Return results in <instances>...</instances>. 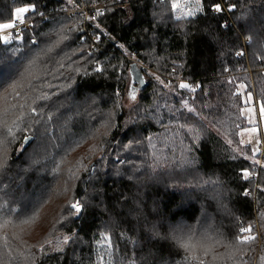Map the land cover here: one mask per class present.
<instances>
[{
    "label": "trees",
    "instance_id": "trees-1",
    "mask_svg": "<svg viewBox=\"0 0 264 264\" xmlns=\"http://www.w3.org/2000/svg\"><path fill=\"white\" fill-rule=\"evenodd\" d=\"M169 2L0 0V23H12L16 7H36L26 16L34 21L22 40L0 43V74L8 76L0 84V161L6 165L0 167V251L11 254L2 264H98L101 233L110 235L116 264L139 261L149 248L155 264H262L264 169L257 179L242 177L259 153L253 158L252 147L241 144L248 124L239 85L261 107L264 0H203V12L183 28L171 20ZM216 4L236 9L215 14ZM96 10L104 14L90 20ZM134 64L141 84L134 82ZM181 82L190 87L180 88ZM130 86L136 100L125 107ZM21 104L24 120L14 124ZM6 127L15 139L4 134ZM33 150L39 155H30ZM69 170L79 179H70ZM52 200L57 211L39 241L13 232ZM75 201L83 207L79 217L69 214ZM145 218L163 236L170 225L178 227L175 235L189 250L173 239L146 244ZM248 225L254 242L242 250L224 246L247 235L239 228ZM65 235L73 240L56 252Z\"/></svg>",
    "mask_w": 264,
    "mask_h": 264
},
{
    "label": "snow or ice",
    "instance_id": "snow-or-ice-1",
    "mask_svg": "<svg viewBox=\"0 0 264 264\" xmlns=\"http://www.w3.org/2000/svg\"><path fill=\"white\" fill-rule=\"evenodd\" d=\"M73 0H69V3H72ZM95 2V0H94ZM115 2V0H114ZM93 6H94V3H93ZM178 7V5L176 3H173L172 4V8L173 10H175L176 8ZM236 7V5H231L229 7V11H232L234 10ZM213 10L216 11V12H221L223 11V9L221 8V6L219 4H216V5H213ZM29 12H32V13H35L36 12V7L35 5H32V4H29V5H25V6H22V7H16L15 10H14V17H15V20L16 21H19L21 24H23L26 20V16L25 14L26 13H29ZM104 12L101 11V10H96L95 12V15L94 16H91L89 17L90 20H95L97 16H101L103 15ZM187 15L189 17H191L192 13L189 11L187 13ZM177 19H180V17H177ZM226 26V25H225ZM16 27V24L13 22V23H0V31H4V30H8V29H14ZM97 28H99V24L96 25ZM14 38L16 40H22V36L19 34V33H14ZM12 37H8V36H4V35H0V43H3V44H7L9 43V40L11 39ZM64 38L66 39V35L64 36ZM99 39V37H97V40ZM246 39H248L249 43L251 44L252 43V40H251V37H247ZM33 43H35V41H33ZM236 55L237 56H242L244 55L243 52H236ZM8 70H11V65H8L7 66ZM96 72H102L103 69L100 68V67H97L95 69ZM225 72L229 71L228 68H225L224 69ZM87 74V73H85ZM156 79L158 81H160V78L159 76L156 77ZM232 81H228V83H231ZM160 83H163V81H160ZM70 86V85H69ZM170 86V84L168 85ZM179 87L182 88V89H187L190 87V85H188L187 83H180L179 84ZM240 88H244L245 85L244 84H240L239 85ZM194 91V89H192ZM117 95H119L117 93ZM41 99H47V94H43L42 97H40ZM129 98L130 100L132 101H135L136 100V95H135V89H131L130 92H129ZM91 99V103L92 104H95L96 101L95 99L93 98H86L85 102L87 103L88 100ZM253 97H252V94L249 92L247 94V101H252ZM33 103H35V100L33 101ZM186 104V102H185ZM117 107H120L119 103L117 102ZM25 105L21 104L19 105V108H20V112H19V115H17L16 117V120L13 121V123L15 124L17 121H23L24 120V117H25V113L23 111ZM29 111H30V114L33 116V117H36L39 115V112L36 108L34 107H31L29 106ZM131 111H134V112H139V109L138 108H132ZM189 111H192V109H189ZM253 110L251 108L248 109V112L251 113ZM259 116L261 119H264V101H262L261 103V107L259 109ZM52 117L49 116L48 119H51ZM146 118V117H145ZM249 123H253L252 119L250 118L249 119ZM107 126V125H106ZM27 127V126H26ZM246 131H250L251 133H256L257 132V127L253 126L252 128L250 129H246ZM4 134L6 136H11L12 139H15V137L12 135V128L11 127H6L4 129ZM196 135L194 134L193 135V141H195L196 139ZM25 140L28 139V137H24ZM149 141H151V137H148L147 138ZM10 142V141H9ZM229 144H231V141L228 142ZM248 143H252L251 140L248 141ZM256 143L259 144L260 143V140H256ZM241 144H243V141H241ZM101 152H103V148L100 149ZM191 149H189L190 151ZM235 151V150H234ZM256 151H258V149L254 150L253 151V158L255 157L256 155ZM247 159V157H245ZM101 159H103V156H101ZM35 163H38L39 161L38 160H34ZM256 163H259V161H254ZM6 166L3 161H0V167H4ZM95 170V166H93V169L91 171H94ZM250 173L248 172V170H243L242 171V177L244 179H249L250 178ZM69 178L70 179H79L78 176L75 175V173H72L71 170H69ZM262 192H264V188H261L260 189ZM250 194L249 190H245L244 192V195L245 196H248ZM213 199H216L217 197L214 195L212 197ZM139 207V206H138ZM68 208L71 210V212L69 214H76L78 215L82 210H83V207H82V204L80 201H75L71 204L68 205ZM261 218L264 219V213H261ZM10 223V222H9ZM144 230H145V242L146 244H150L153 240H158V239H173L177 242V245L179 247H182L185 249V251L187 252L189 250V245L187 243H184V242H181V238L177 235H175V233L178 231V227L177 228H173L171 225L169 226V235L168 236H163L161 234V232L159 231V228L156 224H149L147 222V219L145 218V225H144ZM239 232L241 234H244V233H247V235H238L235 237V241L236 243L235 244H232V245H224L226 247H232L236 250H242L240 249V245H244V244H250L252 242H254L256 239H257V236L254 234V229L252 228L251 225H248L247 227H243L241 226L239 228ZM101 237L102 239L104 240H108L109 241V247H111V244H110V238L105 235L104 233H101ZM73 240V237L70 236V235H65L63 236L62 240H58L57 241V244L55 246V251L56 252H64V247L63 245H68L70 243V241ZM220 242V241H218ZM47 243L49 245L52 244L51 241H47ZM133 245H138L139 244V241L138 240H133L132 241ZM40 252H45V248L44 246L42 245L41 248L39 249ZM129 264H155V260H154V254L153 252L151 251V249L149 248L148 251L146 252V254H144L143 256H141L140 260L137 261L135 258L129 260ZM199 264H204V261L203 260H200L199 261ZM262 264H264V258H262Z\"/></svg>",
    "mask_w": 264,
    "mask_h": 264
},
{
    "label": "rangeland",
    "instance_id": "rangeland-1",
    "mask_svg": "<svg viewBox=\"0 0 264 264\" xmlns=\"http://www.w3.org/2000/svg\"><path fill=\"white\" fill-rule=\"evenodd\" d=\"M173 3H176L178 5V7L175 10H173V8H172ZM230 6H228V7H230ZM168 7H169L171 20L173 22H175V24H177V26L179 28H183L184 27L183 22L185 20L194 18L203 12V10H202L203 9V0H170V2L168 3ZM79 9H82V7H80ZM235 9H236V7H235ZM235 9L230 11V12L235 11ZM189 11L192 13L191 17H189L187 15V13ZM71 12H76V11L75 10L70 11L69 12L70 17L72 15H74V14H71ZM82 14L84 16V19H87L86 15L84 13H82ZM177 17H180V19H177ZM4 36L12 37L9 40V42H11L13 40V37H14L13 35H9V34H4ZM131 60L135 61L142 68H145L146 71L148 72L147 75H152L151 78L155 79L159 83H160V81H162L161 79H160V81H158L156 79L157 74H153L152 70H150V68H147L144 64H142V62L135 60L133 58H131ZM12 71H14V69H11V72ZM7 78H8L7 73H3V75L0 74V84L3 83L4 81H6ZM159 78H161V77H159ZM160 84L164 85V83H160ZM133 88H134V86L132 87V89ZM134 89H136V88H134ZM243 89L244 88H240V91L243 95H245V91L243 92ZM130 90H131V86H130ZM127 93H128V91H127ZM135 93H137L136 90H135ZM123 105L125 107H130L133 105V101L130 100V98H128L127 100L125 99L123 102ZM256 106L257 105H256L254 99H253V103L251 101V104L249 106L248 105L245 106L243 113L246 117L248 127L245 128L244 131L242 132V141L245 144H249L252 147L253 151L258 149V151H256V154H257L260 152V146L261 145L264 146V119H261L259 116L260 106L258 105L259 108ZM249 108H251L253 110L251 113L248 112ZM250 118L252 119L253 123H249ZM253 126L257 127L256 133H251L250 131H246V129H250ZM249 140H251L252 143H248ZM256 140H260V143L257 144ZM2 146H3V144L1 143V145H0V157L4 153ZM20 150H21V148H20ZM30 155H34V157H36V155H39V154L33 150L30 153ZM259 157H260V155H259ZM259 157L257 159L255 158L252 161L251 169L248 170V172L251 174L250 175L251 179L253 178V175L254 176L259 175V173L256 174V172H255V167L258 165V163L254 162V161H259L258 160ZM262 157H263V160H262L261 170L264 169V156H262ZM34 160H35V158H34ZM38 160H42V157H40ZM40 175L41 174H39L38 176H40ZM29 200L31 201L33 199H29ZM52 202H53V200L51 202H49L50 204H48L46 206L44 204H41L39 209L37 210L36 214H32L33 217H31V219H30L31 221L27 222L24 225H18L16 227H14L13 232L18 237L22 238V240H24V241H34V242L39 241V239H40L39 236L40 235L43 236L45 230L48 227V226H46V223L49 221L50 217L52 215H54L55 212L57 211V209L54 210L55 207H54V205H52ZM81 212L78 215L74 214V217H79ZM104 234L110 238L109 234H107V233H104ZM197 239L204 240V237H202V236L198 237L197 236ZM110 244H111V247H109V241L108 240L102 239L101 234L97 236V238L95 240V253H96L95 254V257H96L95 262H97L98 264H116L117 256H116L114 245H113L111 238H110ZM2 247H3V245H2ZM9 254L10 253L7 250L2 251V252L0 251V264H2L4 262V260H6V261L9 260V258H10Z\"/></svg>",
    "mask_w": 264,
    "mask_h": 264
},
{
    "label": "built area",
    "instance_id": "built-area-1",
    "mask_svg": "<svg viewBox=\"0 0 264 264\" xmlns=\"http://www.w3.org/2000/svg\"><path fill=\"white\" fill-rule=\"evenodd\" d=\"M220 6H221V8L223 9V11H221V12H216V11L213 10V13H215V14H217V13H222V12L227 13V14L230 13V11H229V7H225L223 4H220ZM81 12H85L86 18L88 19L87 10L83 8V9H81ZM31 13H32V12L26 13L25 16H28V15H30ZM74 13H75V12H71V14H74ZM41 19H42V20H45V17L42 16ZM33 21H34L33 19H27V18H26L25 22H24L23 24H21L19 21L14 20L13 22L16 24V27H15L14 29H8V30L1 31V32H0V35H4V34L13 35L14 33H19L20 35H22V32H23V31H25V30L29 31V30L32 29ZM13 22H12V23H13ZM13 36H14V35H13ZM245 41L248 42V40H245ZM253 95H254V93H253ZM254 99H255V100H254L255 103L258 104L255 95H254ZM262 156H264V146H263V145L260 146V157H259V163H258V165L255 167V172H256V174H257V173L260 171V169H261L262 160H263V157H262Z\"/></svg>",
    "mask_w": 264,
    "mask_h": 264
},
{
    "label": "water",
    "instance_id": "water-1",
    "mask_svg": "<svg viewBox=\"0 0 264 264\" xmlns=\"http://www.w3.org/2000/svg\"><path fill=\"white\" fill-rule=\"evenodd\" d=\"M133 67L136 68V70L133 71V76H134V82L141 84L143 83V73L141 72V70L139 68H137V65L134 64ZM31 138H28V141H30Z\"/></svg>",
    "mask_w": 264,
    "mask_h": 264
},
{
    "label": "crops",
    "instance_id": "crops-1",
    "mask_svg": "<svg viewBox=\"0 0 264 264\" xmlns=\"http://www.w3.org/2000/svg\"><path fill=\"white\" fill-rule=\"evenodd\" d=\"M240 90V89H239ZM245 91V87H244V89H243V92ZM241 92V91H240ZM247 94L248 93H246V91H245V95H243V97H244V102H245V105H250L251 104V101H247ZM252 94V97H253V99H254V95H253V93H251ZM253 99H252V103H253ZM255 100V99H254ZM257 106L256 107H258V105L259 104H256ZM259 108V107H258ZM245 109V108H244ZM244 111V110H243ZM243 132V131H242ZM241 139H242V133H241ZM244 143V142H243ZM245 144V143H244ZM246 145H249V144H246Z\"/></svg>",
    "mask_w": 264,
    "mask_h": 264
},
{
    "label": "bare ground",
    "instance_id": "bare-ground-1",
    "mask_svg": "<svg viewBox=\"0 0 264 264\" xmlns=\"http://www.w3.org/2000/svg\"><path fill=\"white\" fill-rule=\"evenodd\" d=\"M259 155H260V152H259ZM258 160H259V159H258ZM260 170H261V169H260ZM259 172H260V171H259ZM259 172H258V173H259ZM253 177H254L255 179H257V178H258V176H254V175H253Z\"/></svg>",
    "mask_w": 264,
    "mask_h": 264
}]
</instances>
